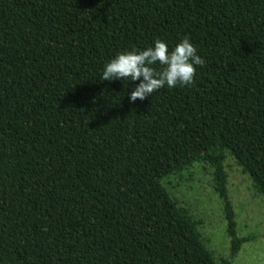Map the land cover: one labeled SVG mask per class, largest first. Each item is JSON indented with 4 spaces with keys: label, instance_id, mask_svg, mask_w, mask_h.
<instances>
[{
    "label": "trees",
    "instance_id": "trees-1",
    "mask_svg": "<svg viewBox=\"0 0 264 264\" xmlns=\"http://www.w3.org/2000/svg\"><path fill=\"white\" fill-rule=\"evenodd\" d=\"M186 36L193 84L133 103L139 80L103 81ZM226 151L264 197V0H0V264H231L250 237ZM195 161L223 204L219 260L162 183Z\"/></svg>",
    "mask_w": 264,
    "mask_h": 264
},
{
    "label": "rangeland",
    "instance_id": "rangeland-1",
    "mask_svg": "<svg viewBox=\"0 0 264 264\" xmlns=\"http://www.w3.org/2000/svg\"><path fill=\"white\" fill-rule=\"evenodd\" d=\"M223 164L237 235L250 237L241 245L231 264H264V197L256 192L251 178L242 172L229 151H226ZM162 183L194 219H201L197 228L214 258L225 257L229 253L230 237L226 231L222 200L213 188L212 165L195 161L164 177Z\"/></svg>",
    "mask_w": 264,
    "mask_h": 264
},
{
    "label": "clouds",
    "instance_id": "clouds-1",
    "mask_svg": "<svg viewBox=\"0 0 264 264\" xmlns=\"http://www.w3.org/2000/svg\"><path fill=\"white\" fill-rule=\"evenodd\" d=\"M160 65L157 70L153 65ZM205 60L197 54V49L186 36L174 49L157 39L154 47L142 51L123 52L105 65L102 79L112 81L123 79L140 82L130 93V101H143L154 92L194 83L196 66H203ZM142 78V79H141Z\"/></svg>",
    "mask_w": 264,
    "mask_h": 264
}]
</instances>
